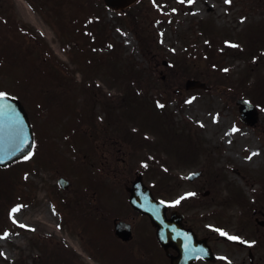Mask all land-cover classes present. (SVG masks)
<instances>
[{
	"label": "rangeland",
	"instance_id": "rangeland-1",
	"mask_svg": "<svg viewBox=\"0 0 264 264\" xmlns=\"http://www.w3.org/2000/svg\"><path fill=\"white\" fill-rule=\"evenodd\" d=\"M20 1L0 0V90L20 97L37 136L30 160L0 170V264H84L73 253L84 247L78 234L86 263L100 262L94 215L115 209V190L123 196L146 160L155 165L145 181L209 166L218 202L192 207L200 228L251 237L264 218V0H139L125 11L101 0H27L31 11ZM189 79L209 89L186 90ZM127 81L141 84L146 102L127 98ZM239 97L261 105L256 126L240 121ZM189 143L192 165L181 166ZM164 180L173 198L179 190Z\"/></svg>",
	"mask_w": 264,
	"mask_h": 264
},
{
	"label": "flooded vegetation",
	"instance_id": "flooded-vegetation-1",
	"mask_svg": "<svg viewBox=\"0 0 264 264\" xmlns=\"http://www.w3.org/2000/svg\"><path fill=\"white\" fill-rule=\"evenodd\" d=\"M203 170L209 171V166L194 169L193 172H201L196 179L189 180L187 178L188 180L168 182L179 190L178 202L174 206L169 203L172 198H167L170 192L165 191L162 198L167 203L166 219H170L171 214L178 211L184 229L194 234L189 237L192 246L188 252V260L179 261L176 264H264V218L255 217L254 222L257 228L253 230L251 227L253 230L251 237L229 233L230 237L238 238L235 240L226 241L219 238L217 231H214L209 225L205 226V229L200 228V223L196 220V209L192 207L206 208L218 202V199H215L216 192L214 191L216 180H211L215 184L212 187L209 179H205ZM130 185L131 182L124 184L126 195L119 197L115 209L109 208L114 213L104 212L100 216L101 252L99 264H172L174 258L179 256L178 247L183 243L175 239H168L164 246L158 243L155 228L149 218L137 212L130 205L127 191ZM165 186L164 184V189H166ZM262 195L261 200L264 199V194L262 193ZM214 209L204 212L208 214V217L213 216L216 211ZM202 211L203 209L198 210L199 213ZM83 244L86 247L84 240ZM198 244L206 247V257L195 256V247ZM219 244L228 247L226 249L228 253L222 254L218 250ZM237 252H239V256H236Z\"/></svg>",
	"mask_w": 264,
	"mask_h": 264
},
{
	"label": "water",
	"instance_id": "water-1",
	"mask_svg": "<svg viewBox=\"0 0 264 264\" xmlns=\"http://www.w3.org/2000/svg\"><path fill=\"white\" fill-rule=\"evenodd\" d=\"M137 0H104L108 7L124 9L135 3ZM187 88H201L202 84L196 81H188ZM241 120L247 125H253L258 120L257 109L247 100L238 99L236 101ZM32 147V133L26 114L17 100L5 97L0 101V166H5L10 162L28 155ZM140 182V178L136 179ZM141 185H133L131 189L133 196ZM153 203V201L151 200ZM154 223L158 222L155 211H147ZM156 225V224H155ZM159 241L163 244V232L158 228ZM169 233H167L168 235ZM182 258V257H181Z\"/></svg>",
	"mask_w": 264,
	"mask_h": 264
},
{
	"label": "snow or ice",
	"instance_id": "snow-or-ice-1",
	"mask_svg": "<svg viewBox=\"0 0 264 264\" xmlns=\"http://www.w3.org/2000/svg\"><path fill=\"white\" fill-rule=\"evenodd\" d=\"M188 2L191 3L192 0H188ZM226 2H230V0H226ZM5 97H6V94L0 92V101H3V100L5 99ZM161 107H162V106H161ZM29 158H30V156H25V159H29ZM177 202H178V201H177ZM13 211H16V209H13ZM222 235H226V234H225V233H222ZM229 239H233V240H235V239H238V238H237V237H229Z\"/></svg>",
	"mask_w": 264,
	"mask_h": 264
},
{
	"label": "bare ground",
	"instance_id": "bare-ground-1",
	"mask_svg": "<svg viewBox=\"0 0 264 264\" xmlns=\"http://www.w3.org/2000/svg\"><path fill=\"white\" fill-rule=\"evenodd\" d=\"M20 11H21V9H20ZM28 16H29L31 19H33L31 12L28 13ZM0 244H3V242L0 241Z\"/></svg>",
	"mask_w": 264,
	"mask_h": 264
},
{
	"label": "trees",
	"instance_id": "trees-1",
	"mask_svg": "<svg viewBox=\"0 0 264 264\" xmlns=\"http://www.w3.org/2000/svg\"><path fill=\"white\" fill-rule=\"evenodd\" d=\"M142 100L146 101V98L144 97Z\"/></svg>",
	"mask_w": 264,
	"mask_h": 264
}]
</instances>
